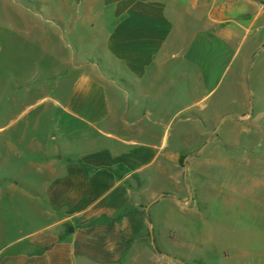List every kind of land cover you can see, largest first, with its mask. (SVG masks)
<instances>
[{
    "label": "crops",
    "instance_id": "crops-1",
    "mask_svg": "<svg viewBox=\"0 0 264 264\" xmlns=\"http://www.w3.org/2000/svg\"><path fill=\"white\" fill-rule=\"evenodd\" d=\"M255 7L246 0H31L27 9L0 0V69L9 63L17 40L29 51L39 43L50 62L62 66L59 71L43 68L42 78L17 87L21 95L34 96L36 106L50 105L31 126L49 122V147L39 160L35 138L19 139L18 150L0 142V152L7 150L16 162L4 165L9 170L0 180H32V171L36 176L41 169L43 181L29 189L43 206L36 211L45 223L3 247L0 264L124 263L147 230L144 200L153 201L166 190V180H150L148 174L154 170L160 178L166 161L165 137L176 116L166 103L180 98L197 103L175 88L196 84L199 72L205 73V82L212 77L213 69L199 66L198 60L212 66L224 58V50L212 51L210 42L223 46L239 31H264V11ZM247 8L255 17L243 27L239 18L246 19ZM86 32L96 35L88 47ZM184 34L191 49L174 48ZM87 58L107 62L100 66ZM192 58L197 59L194 76ZM162 85L167 89L161 91ZM155 104L157 114L146 108ZM145 118L153 127V141H142ZM172 181L174 198L187 203L192 195L190 206H175L188 215L197 204L199 180H188L189 186L184 182V189L183 180Z\"/></svg>",
    "mask_w": 264,
    "mask_h": 264
},
{
    "label": "rangeland",
    "instance_id": "rangeland-1",
    "mask_svg": "<svg viewBox=\"0 0 264 264\" xmlns=\"http://www.w3.org/2000/svg\"><path fill=\"white\" fill-rule=\"evenodd\" d=\"M6 1L9 5L18 2L27 9L31 4V0ZM246 2L264 11V0ZM245 14V20L239 18L240 26L249 27L255 13L247 8ZM260 25L258 23L257 28ZM256 31L251 29L249 34L239 31L237 38L223 46L217 41L210 42L208 47L212 51L221 47L224 50V58L219 63L213 61L212 66L198 60L199 66L209 65L213 69L209 72L212 77L205 82V73L195 71L197 59L192 58L189 66L193 76L198 73L197 83L186 90L177 88L178 85L175 88L187 92L197 103L188 105L183 98L178 99L179 103L177 99L175 104L166 103L165 108L175 110L172 116H176L165 137L167 155L164 168L159 171L162 174L160 178L155 177V171L151 170L150 180H166L163 194L174 198L172 180H183L185 188L183 167L188 158L186 183L189 186L188 180L199 181L195 192L197 204L194 203L188 215L178 213L176 203L168 198L150 209L154 246L161 256L184 264H264V31L260 34ZM84 36L88 47L96 35L86 32ZM184 37L185 34L174 48L191 49ZM258 37L262 39L256 40ZM13 44L15 48L8 54L9 63L0 69V127L5 128L0 142L11 143L18 150L19 139L26 143L27 136L30 140L35 138L40 160L44 148L49 147L47 135L51 125L39 121L37 129L31 126L36 116L45 114V108L50 105L36 106L34 96L21 95L17 87L27 79L42 78L43 68L47 71L54 66L53 69L59 71L62 66L58 61L51 63L39 43L32 51L22 40ZM53 50L58 53L55 47ZM63 58H67L66 53ZM87 60L100 66L103 61L107 62L104 58ZM177 66L186 65L175 63ZM161 87V91L164 87L167 89L166 85ZM11 97L13 104L9 102ZM146 108H154V114L160 109L156 104ZM145 110L141 109L140 115H144ZM225 117L229 118L224 120ZM238 118L242 122L237 121ZM163 122L168 124V120ZM140 124L145 132L142 141H153L155 134L147 118ZM217 127V134L212 137ZM203 147V152L195 156ZM0 157L2 176L9 170L3 168L4 165L14 166L16 162L7 150L0 152ZM42 181L41 169L36 176L32 171V180H0V250L45 223L36 211L43 206L35 202L29 189ZM151 201L144 200V207ZM123 264L176 263L156 254L146 230Z\"/></svg>",
    "mask_w": 264,
    "mask_h": 264
},
{
    "label": "water",
    "instance_id": "water-1",
    "mask_svg": "<svg viewBox=\"0 0 264 264\" xmlns=\"http://www.w3.org/2000/svg\"><path fill=\"white\" fill-rule=\"evenodd\" d=\"M262 6L264 7V5H262ZM227 118H229V117H225L224 120L227 119ZM224 120H222V122H223ZM236 120L239 121V122H242V120L239 119V118L236 119ZM218 129H219V127H217V128L214 130V132L212 133V137L215 136V135L217 134ZM208 143H209V141H208ZM204 149H205V147H203L199 152H197L195 156L200 155V154L203 152ZM187 160H188V158H186V159L184 160V167H183V172H184L183 177H184V182H185V183H186V178H187V166H186L185 164H186ZM163 198H168V199H170L171 201H173V202H175V203H177V204H179V205H181V206H183V207H188V206H190V204H191V202H192V195H191V193H189V199H188V202H187V203H183L182 201H180V200H178V199H176V198H173V197H167V196H165L164 194H161V195H159L156 199H154L153 201H151V202L146 206V208L144 209L145 217H146V220H147V231H148V234H149V239H150V243H151V246H152L153 250L156 252V254H157L158 256H160L161 258H163V259H165V260H168V261L173 262V263H176V264H184L183 262L178 261V260H176V259H173V258H171V257H169V256H165V255L161 256V255H159V254L157 253V251H156L155 246H154L153 232H152V229H151V226H150V222H149V211H150V209H151L155 204H157V202H158L159 200H161V199H163Z\"/></svg>",
    "mask_w": 264,
    "mask_h": 264
}]
</instances>
